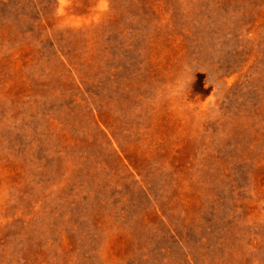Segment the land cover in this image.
<instances>
[{"label":"rangeland","instance_id":"1","mask_svg":"<svg viewBox=\"0 0 264 264\" xmlns=\"http://www.w3.org/2000/svg\"><path fill=\"white\" fill-rule=\"evenodd\" d=\"M0 264H264V0H0Z\"/></svg>","mask_w":264,"mask_h":264}]
</instances>
